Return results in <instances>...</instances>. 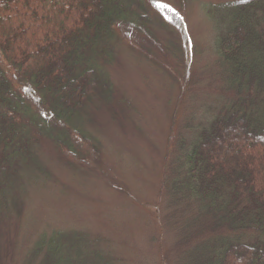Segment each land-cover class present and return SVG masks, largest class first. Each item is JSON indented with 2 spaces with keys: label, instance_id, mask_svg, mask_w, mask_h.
I'll return each mask as SVG.
<instances>
[{
  "label": "trees",
  "instance_id": "1",
  "mask_svg": "<svg viewBox=\"0 0 264 264\" xmlns=\"http://www.w3.org/2000/svg\"><path fill=\"white\" fill-rule=\"evenodd\" d=\"M151 9L156 0H0V209L13 213L19 182L40 173L36 148L44 139L74 166L100 157L92 113L106 106L120 119L109 66L127 29L152 35ZM224 13L231 26L216 47L232 94L188 146L181 139L184 161L177 168L195 182L181 194L190 193L192 214L202 216L191 237L195 229L214 233L213 246L192 240L210 253L193 263L264 264V0H230ZM180 81L184 91L185 76ZM172 140L174 133L170 146ZM168 177L172 168L165 171V193ZM185 202L170 200L171 212L186 211ZM211 211L219 217L212 228ZM29 252L25 264H121L82 231L43 233Z\"/></svg>",
  "mask_w": 264,
  "mask_h": 264
},
{
  "label": "rangeland",
  "instance_id": "2",
  "mask_svg": "<svg viewBox=\"0 0 264 264\" xmlns=\"http://www.w3.org/2000/svg\"><path fill=\"white\" fill-rule=\"evenodd\" d=\"M229 1L156 0L149 16L152 35L127 29V42L109 66L120 119L106 106L92 113L90 128L101 142L100 157L88 167L74 166L52 141L43 140L36 148L40 173H27L19 182L13 213L0 209V264H25L34 243L53 230L89 233L121 264H164L162 254L167 264H195L193 258L206 257L191 242L210 240L213 246L214 233L194 228L197 234L191 237V225L200 224L202 216L192 214L197 210L190 193L181 194L195 182L177 165L184 161L181 139L188 146L232 94V87L225 88L216 47L231 26L224 13ZM178 193L186 211L171 212L170 200L182 198ZM218 221L211 211V228ZM184 236L190 242L177 243Z\"/></svg>",
  "mask_w": 264,
  "mask_h": 264
}]
</instances>
